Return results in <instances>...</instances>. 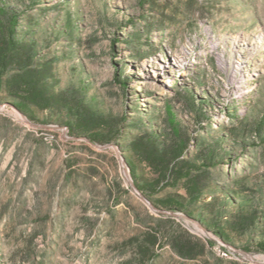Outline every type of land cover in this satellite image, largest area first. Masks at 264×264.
<instances>
[{"label":"rangeland","instance_id":"1","mask_svg":"<svg viewBox=\"0 0 264 264\" xmlns=\"http://www.w3.org/2000/svg\"><path fill=\"white\" fill-rule=\"evenodd\" d=\"M46 1L56 4L47 23L60 24L69 9L76 24L75 39L59 38L51 47L73 49L62 62L61 86H84L87 101L116 118L141 114L161 122L170 103L194 135L199 124L217 132L246 126L254 141L247 159L213 169V180L229 183L233 168L264 176V132H254L264 110V0ZM136 30L150 31L155 48L128 44ZM190 91L212 99L204 109L209 120L198 123ZM0 104V264H264L253 259L264 252L242 251L244 237L224 242L182 212L148 205L130 186L115 148L100 146L113 144L124 158L122 141L96 143L54 120L34 123L59 127L35 126ZM234 106L239 121L224 109ZM128 173L132 178L129 166ZM178 232L204 242L203 253L178 254L168 240ZM145 244L148 257L140 254Z\"/></svg>","mask_w":264,"mask_h":264},{"label":"trees","instance_id":"2","mask_svg":"<svg viewBox=\"0 0 264 264\" xmlns=\"http://www.w3.org/2000/svg\"><path fill=\"white\" fill-rule=\"evenodd\" d=\"M52 6L56 4L49 5L46 0H0V103L33 122L62 123L70 134L96 143L122 141L133 181L154 205L184 213L224 242L234 244L235 238L244 237L240 247L245 251L264 252V176L240 174L232 167L238 157L247 159L246 147L254 144L246 135L250 130L231 125L221 126L219 132L211 127L204 131L199 124L194 135L170 103L161 122L141 114L116 118L98 110L87 101L84 86H61L62 62L73 49L51 47L59 38L75 39L76 24L69 9L60 24L47 23L45 14ZM149 32L136 30L126 42L155 48ZM187 99L198 123L209 120L204 109L211 98L190 91ZM224 109L230 121H239L235 106ZM39 112L50 116L41 117ZM155 114L160 116L158 111ZM254 132L263 135L264 110ZM230 163L234 169L232 176L226 175L230 182L213 180V169L221 170ZM168 188L176 191L158 196ZM169 235L173 249L182 257L193 258L205 249L204 242L189 233ZM152 237L153 241L159 238L156 234ZM150 252L148 244L140 246L142 257Z\"/></svg>","mask_w":264,"mask_h":264},{"label":"water","instance_id":"3","mask_svg":"<svg viewBox=\"0 0 264 264\" xmlns=\"http://www.w3.org/2000/svg\"><path fill=\"white\" fill-rule=\"evenodd\" d=\"M1 105H3V104H0V107H1ZM15 109V108H14ZM16 110V109H15ZM16 111H18V110H16ZM20 114H21V116L24 118V120L26 121V122H28V123H30V124H32V125H35V126H40V127H52V128H57V127H59V126H57V125H45V124H37V123H34V122H32V121H30L28 118H27V116L25 115V114H23L22 112H20V111H18ZM67 127L66 126H63V130H65ZM108 145H112L114 148H115V150H116V152H117V154H118V156H119V159H120V161L122 162V166H123V168H124V171H125V175H126V178H127V180H128V182H129V184H130V186L139 194V196L141 197V198H143L145 201H146V203L148 204V205H150L151 207H153V208H155L156 210H158L159 212H162V213H165V214H169V215H179V213L178 212H176V211H172V210H166V209H162V208H159L158 206H156V205H154L150 200H148L146 197H145V195L137 188V186L135 185V183H134V181H133V179L130 177V175H129V173H128V165H127V163H126V161L124 160V158L122 157V155L119 153V151L116 149V146L115 145H113V144H104V145H100V146H108ZM194 220V219H193ZM195 222H196V224L197 225H201L198 221H196V220H194ZM244 253H247L246 251H244V250H242Z\"/></svg>","mask_w":264,"mask_h":264},{"label":"bare ground","instance_id":"4","mask_svg":"<svg viewBox=\"0 0 264 264\" xmlns=\"http://www.w3.org/2000/svg\"><path fill=\"white\" fill-rule=\"evenodd\" d=\"M253 259L254 260H258L259 262H261V263H264V256H258V257H255V256H253Z\"/></svg>","mask_w":264,"mask_h":264}]
</instances>
